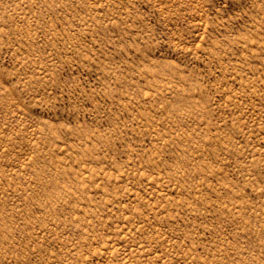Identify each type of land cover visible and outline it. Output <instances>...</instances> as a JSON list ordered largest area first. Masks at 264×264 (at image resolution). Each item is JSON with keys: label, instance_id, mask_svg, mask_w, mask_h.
I'll return each instance as SVG.
<instances>
[{"label": "rangeland", "instance_id": "obj_1", "mask_svg": "<svg viewBox=\"0 0 264 264\" xmlns=\"http://www.w3.org/2000/svg\"><path fill=\"white\" fill-rule=\"evenodd\" d=\"M0 264H264V0H0Z\"/></svg>", "mask_w": 264, "mask_h": 264}]
</instances>
